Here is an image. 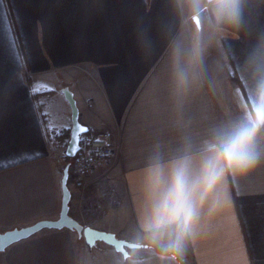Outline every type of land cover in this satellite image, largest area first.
I'll use <instances>...</instances> for the list:
<instances>
[{
	"label": "crops",
	"instance_id": "obj_1",
	"mask_svg": "<svg viewBox=\"0 0 264 264\" xmlns=\"http://www.w3.org/2000/svg\"><path fill=\"white\" fill-rule=\"evenodd\" d=\"M199 3L0 0V233L59 219L71 94L80 140L109 132L116 156L73 181L70 215L139 245L45 229L0 264H264V0ZM242 127L247 163L226 166Z\"/></svg>",
	"mask_w": 264,
	"mask_h": 264
},
{
	"label": "water",
	"instance_id": "obj_2",
	"mask_svg": "<svg viewBox=\"0 0 264 264\" xmlns=\"http://www.w3.org/2000/svg\"><path fill=\"white\" fill-rule=\"evenodd\" d=\"M198 26H200V21L198 18L194 19ZM68 100L71 103L73 109L74 117V128L72 130L70 147L68 149L67 155L69 157H75L77 151L80 150V132L79 127L81 125L78 123V109L76 102L74 101L71 94H67ZM75 147L77 149L76 153L70 154V149ZM70 168L71 162L67 163L64 168L63 179H62V189H63V200H62V209L60 217L57 220H42L31 226L23 228H15L12 230L5 231L0 233V253L4 252L7 248L13 244L25 240L36 233L45 230V229H69L78 233L81 238H84L86 243L90 247H94L97 243H105L113 247L117 252L128 257V250L137 248L139 245L130 243L124 239L119 238L114 233L99 231L91 227H85L76 219L70 215V202L72 198V193L68 185L70 178Z\"/></svg>",
	"mask_w": 264,
	"mask_h": 264
},
{
	"label": "built area",
	"instance_id": "obj_3",
	"mask_svg": "<svg viewBox=\"0 0 264 264\" xmlns=\"http://www.w3.org/2000/svg\"><path fill=\"white\" fill-rule=\"evenodd\" d=\"M60 142L53 143L57 151L62 149ZM116 156V146L113 137L109 132H102L98 135H84L80 140V150L75 162L72 164L71 175L75 178L77 188L85 185L87 177L98 167L106 164ZM64 151L57 158L59 164L64 163Z\"/></svg>",
	"mask_w": 264,
	"mask_h": 264
},
{
	"label": "snow or ice",
	"instance_id": "obj_4",
	"mask_svg": "<svg viewBox=\"0 0 264 264\" xmlns=\"http://www.w3.org/2000/svg\"><path fill=\"white\" fill-rule=\"evenodd\" d=\"M221 4L225 11L234 10V0H221ZM258 100L259 106L257 108L258 113H264V85L258 90ZM85 127H79V132H86ZM253 129L251 127H242L239 131L228 137L225 141L222 142V150L228 156V158L235 159L237 161H244L247 159V152L244 147L246 141L251 136ZM77 149L75 147L70 149V154H75ZM183 190V184L178 178L175 194L179 197L180 193Z\"/></svg>",
	"mask_w": 264,
	"mask_h": 264
},
{
	"label": "clouds",
	"instance_id": "obj_5",
	"mask_svg": "<svg viewBox=\"0 0 264 264\" xmlns=\"http://www.w3.org/2000/svg\"><path fill=\"white\" fill-rule=\"evenodd\" d=\"M210 4L217 10L218 13H223L225 12V10L223 9V6L221 4V0H209ZM223 162L226 166L229 167H241L246 165V161H237L235 159H229L228 156L225 154L223 156ZM215 181L213 178L209 177L207 180V190H211V188L213 187ZM186 223L188 221V217L185 218Z\"/></svg>",
	"mask_w": 264,
	"mask_h": 264
},
{
	"label": "rangeland",
	"instance_id": "obj_6",
	"mask_svg": "<svg viewBox=\"0 0 264 264\" xmlns=\"http://www.w3.org/2000/svg\"><path fill=\"white\" fill-rule=\"evenodd\" d=\"M184 2H185V4H187V2H189V0H184ZM197 2L199 3H202V2H204V0H194V4H197ZM199 3V4H200ZM187 6V5H186ZM187 13V12H186ZM195 14V13H194ZM186 16H188V13H187V15ZM194 17H196V16H193V18ZM198 17V16H197ZM198 19H199V17H198ZM190 21H191V19H190ZM191 22H193L194 24H196V22H195V20L194 19H192V21ZM58 163V162H57ZM73 181H75V178L73 179L72 178V176L69 178V183H68V185H69V187L70 188H73ZM75 183V182H74ZM76 186V185H75ZM77 188V187H76ZM83 188V187H82ZM78 189H80V188H78Z\"/></svg>",
	"mask_w": 264,
	"mask_h": 264
},
{
	"label": "trees",
	"instance_id": "obj_7",
	"mask_svg": "<svg viewBox=\"0 0 264 264\" xmlns=\"http://www.w3.org/2000/svg\"><path fill=\"white\" fill-rule=\"evenodd\" d=\"M62 134H63V133H61L60 135H57V139H60V140H61V139H62L61 136H63ZM68 161L71 162V166H72V160H71L70 158H68ZM71 168H72V167H71ZM71 168H70V175H71Z\"/></svg>",
	"mask_w": 264,
	"mask_h": 264
}]
</instances>
